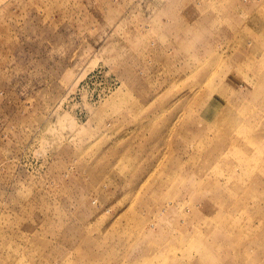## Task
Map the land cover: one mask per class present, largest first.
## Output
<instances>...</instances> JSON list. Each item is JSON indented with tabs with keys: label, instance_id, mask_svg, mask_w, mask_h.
<instances>
[{
	"label": "rangeland",
	"instance_id": "374dc122",
	"mask_svg": "<svg viewBox=\"0 0 264 264\" xmlns=\"http://www.w3.org/2000/svg\"><path fill=\"white\" fill-rule=\"evenodd\" d=\"M0 264H264V0H0Z\"/></svg>",
	"mask_w": 264,
	"mask_h": 264
}]
</instances>
